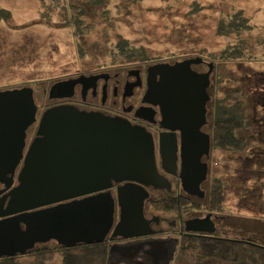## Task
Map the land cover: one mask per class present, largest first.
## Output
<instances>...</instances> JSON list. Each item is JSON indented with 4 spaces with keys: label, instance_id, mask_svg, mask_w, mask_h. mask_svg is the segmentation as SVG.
<instances>
[{
    "label": "water",
    "instance_id": "obj_1",
    "mask_svg": "<svg viewBox=\"0 0 264 264\" xmlns=\"http://www.w3.org/2000/svg\"><path fill=\"white\" fill-rule=\"evenodd\" d=\"M201 60L151 65L144 95V101L159 105L162 126L180 129L179 177L183 189L199 197L204 196L199 184L208 171L200 159L210 149L209 135L199 127L206 122V89L212 69L210 64L205 73L193 71L190 65ZM87 78L91 76L53 83L48 98L71 96L74 84ZM36 112L31 87L0 90V180L18 162L19 141L35 122ZM12 148L14 154H6ZM159 151L163 168L174 166V138L167 146L161 134ZM112 180L131 182L118 186L114 198L109 190ZM159 180L148 133L123 120L81 112L73 106L49 107L40 117L19 183L10 193L6 211L20 213L0 220V258L24 254L50 241L70 247L119 236L129 240L108 245L106 264H170L178 238L149 236L154 231L143 211L149 194L142 185L161 187ZM115 205L119 210L114 224ZM184 230L211 235L215 231L211 213L186 220Z\"/></svg>",
    "mask_w": 264,
    "mask_h": 264
},
{
    "label": "rangeland",
    "instance_id": "obj_2",
    "mask_svg": "<svg viewBox=\"0 0 264 264\" xmlns=\"http://www.w3.org/2000/svg\"><path fill=\"white\" fill-rule=\"evenodd\" d=\"M64 3L83 10L82 26L61 18ZM42 4L38 0H0V90L31 87L37 117L47 109L44 105L53 83L79 74L77 77H88L84 74L103 67H122L119 64L154 65L199 57L203 62L195 68L201 73L212 64L205 132L210 131L213 100L239 89L237 96L247 128L237 133L253 145L259 142L257 152L238 155L236 151L210 148L207 159L204 157L207 177L201 184L205 198L199 202L201 206L207 203L213 177L221 178L225 199L221 212H211L215 230L230 237L247 236L240 230L247 225L245 211L241 210L247 205L236 206V202L264 199V149H260L264 143L259 139L264 131V0H101L95 4L87 0H49V20L40 17ZM231 19L234 25L230 29ZM121 43L129 45L128 51L117 48ZM236 49L242 51L240 57L235 56ZM224 50L231 54L221 58ZM248 168L251 177L246 174ZM201 206L183 215L184 219L204 216L207 211ZM144 207L148 217L155 212L148 200ZM261 210L264 207L254 206L249 213L253 219L248 222L264 242L255 231ZM162 215H168L169 220L173 216ZM55 244L45 243L49 247ZM177 255L170 264H189L178 263Z\"/></svg>",
    "mask_w": 264,
    "mask_h": 264
},
{
    "label": "flooded vegetation",
    "instance_id": "obj_3",
    "mask_svg": "<svg viewBox=\"0 0 264 264\" xmlns=\"http://www.w3.org/2000/svg\"><path fill=\"white\" fill-rule=\"evenodd\" d=\"M202 62L203 60H201V62L198 63H192L190 65L191 69L195 72L201 73L199 70H196L195 67L200 66ZM151 65L152 64H148V63L143 64V62H136L128 65L126 64L117 65V66H122L120 68L115 66L111 69L109 68L106 69L105 67L96 69L95 71L89 74H84L87 76H91V78L80 80L76 84H74L71 92V96L56 98V99L48 98L49 99L48 103L44 105L45 109L59 105L73 106L74 108H76L78 111L81 112L93 113L105 117L117 118L123 120L127 122L131 127L133 126L140 128L142 131L148 133L150 135L152 142V149L155 159L156 170L157 173L162 177V181L159 180V183H161L163 186L161 187L154 186L152 184L142 185L149 194L148 198L145 199V201L148 200L149 203L154 202L158 204L160 202H166L168 199H173V198L177 199V201L179 202V200H181L182 198V202L186 203L184 204L185 206L187 205L199 206L201 205L199 201L205 198V190L201 188V184L205 180L199 184L200 190L204 191V196L199 197L195 194L187 193L183 189L182 182L179 177V172L181 169L180 129L171 130L170 128L162 126L161 124L162 114L159 105L144 101V95L148 87V80L152 76V71L150 69ZM209 69H210V64H208V70ZM210 75L211 74H209V77ZM77 76H74L72 78H76ZM156 78L158 79L159 76L156 75ZM44 92H46V90H44ZM209 101L210 99L207 102ZM206 108H207V103H206ZM37 113L38 111L36 112V117H37ZM41 115L37 117L38 120L36 118L35 122L25 129L24 136L19 141L20 158L14 167L13 165H11L12 172H6L5 175L1 177L0 220L18 215L20 213V212L7 213L6 211L7 205L11 198V194H10L11 190L19 183V174L22 168L24 167L25 160L29 152L30 144L33 141V139L37 136V129ZM206 124L207 122L202 124L199 127V131L202 133H207L209 135V139H211L210 133H211L212 122L210 123L209 132H205L207 128ZM161 134L165 136L167 146L169 145L170 139L172 137L174 138V145H175V160L173 164L174 166L172 167L166 166L165 168L167 170L162 166V161L159 151V136ZM209 151H211V149H209ZM14 152L15 149L12 148L11 152L10 151L9 153L6 152V154L12 155L14 154ZM208 155H203L200 159L201 162H205L204 159L205 158L207 159ZM166 163L165 165L169 164L168 161ZM169 171H174V172H169ZM126 182H131V181H127V180L111 181V186L109 187V190L111 191V194L114 198L116 197V188ZM153 188H155L156 190L153 191ZM157 191L158 193L155 194L154 192ZM144 206H145V202H144ZM37 209H40V207L35 209H25L22 212H30L32 210L34 211ZM118 210L119 208L117 207V205H115L114 224L118 220ZM143 211H144V216L149 220H151L150 227L154 231L153 234L149 236L155 238L156 237L178 238L180 243V239L182 236L192 233V232H185L184 230L185 221L190 218L185 220L183 215L189 214L190 212L193 213V211L189 210L188 208H185L183 210L178 209L174 213L171 212L158 213L155 211L153 214H150L149 217L145 215L146 212L145 207H143ZM208 213L210 212H207L206 214ZM162 214H172L173 216L169 220L168 215L165 216ZM211 219H212V215H211ZM212 220H214V218ZM20 225L21 228H24L23 223H21ZM216 232L217 230H215L212 234ZM143 237L144 236H142V238ZM131 239H135V238H131ZM127 240L129 239H124L122 237L117 236L114 237L112 240H107V241L112 243V242H124ZM179 243L177 249L179 247ZM38 245L40 244H37L36 247Z\"/></svg>",
    "mask_w": 264,
    "mask_h": 264
},
{
    "label": "trees",
    "instance_id": "obj_4",
    "mask_svg": "<svg viewBox=\"0 0 264 264\" xmlns=\"http://www.w3.org/2000/svg\"><path fill=\"white\" fill-rule=\"evenodd\" d=\"M38 1L41 4L43 3V10L39 12L40 17L47 20L51 19L50 13L52 7L46 5V2L49 0ZM100 1L87 0L88 3L94 4ZM128 1L136 3L141 0ZM62 12L63 17L61 18L64 21L73 25L82 26L84 24L81 17L83 10H80L79 6L64 3L62 5ZM6 15H8L7 12ZM232 19L228 23L230 29L234 25ZM128 46L127 43H121L117 45V48H125L123 50L128 51ZM238 50L236 49V55L233 52L236 57H240L242 54V51L240 53ZM230 54L228 50H224L221 52L220 57L224 58ZM238 92L239 89H235L212 102V126L210 133L212 150L217 149L224 152L236 151L238 155H242L245 153L249 154L252 150L258 148L259 142L255 146L250 139L237 133L238 130H246L247 128V123L240 109ZM263 132H260L261 136L259 137L261 143H264ZM260 149L263 150L264 148ZM224 190L225 184L223 180L219 177H213L207 195L208 201L206 204L199 206L210 213L221 212L224 207ZM184 204L186 203L182 202V198L179 202L173 198L158 204L154 202L150 203L153 210L158 213H174L178 209L183 210L185 208L192 211L194 208H199L197 205L185 206ZM109 243V241L93 242L91 244H76L70 247L58 244L49 247L45 244H40L24 254L18 253L13 256L0 258V264H106ZM176 254H178L176 256L178 263L186 261L189 264H264V243L252 238L230 237L218 232L211 235L189 233L181 237Z\"/></svg>",
    "mask_w": 264,
    "mask_h": 264
},
{
    "label": "crops",
    "instance_id": "obj_5",
    "mask_svg": "<svg viewBox=\"0 0 264 264\" xmlns=\"http://www.w3.org/2000/svg\"><path fill=\"white\" fill-rule=\"evenodd\" d=\"M256 152H257V149L252 150L251 153H249V154H255ZM257 155H260V154H257ZM252 169H254V168H252ZM247 171H248V172H246L247 176H250V177L253 176V173H250L249 168L247 169ZM242 205H247L246 209H241V210L245 211L244 213H245L247 225L245 226L244 229L241 227L240 230L245 231L247 233V236H245L246 238H252L253 240H256L258 242H262L261 238H258V236L255 234V232H253L254 230L251 229V227H250L251 224L248 222V219L249 218L253 219V217H251L249 215V213L254 211V206L259 205L261 207H264V199H260V201H258V202L257 201L255 202L254 199L238 200L236 202V206H242ZM239 215L242 216L243 214L240 213ZM257 217L260 219V222L258 223L257 229L255 231H257V233L259 235H261V237H263V241H264V220L262 219V218H264V210L259 211V213L257 214ZM216 227H218V226H216ZM229 229L231 230L230 227H229ZM237 229H238V227L236 228V230ZM221 230L223 231V227L221 228ZM238 237H241V236H238ZM258 239H260V240H258ZM262 243H264V242H262Z\"/></svg>",
    "mask_w": 264,
    "mask_h": 264
}]
</instances>
